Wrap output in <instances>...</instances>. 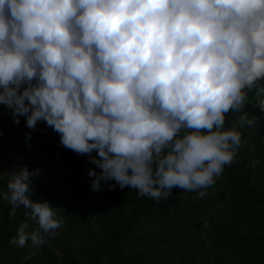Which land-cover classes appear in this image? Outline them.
<instances>
[{
    "label": "clouds",
    "instance_id": "clouds-1",
    "mask_svg": "<svg viewBox=\"0 0 264 264\" xmlns=\"http://www.w3.org/2000/svg\"><path fill=\"white\" fill-rule=\"evenodd\" d=\"M253 100L264 112V0H0V104L87 155L92 191L206 196L258 121ZM230 111L242 115L226 128ZM38 173L23 166L0 189L12 214L23 206L19 247L65 223L31 198Z\"/></svg>",
    "mask_w": 264,
    "mask_h": 264
},
{
    "label": "trees",
    "instance_id": "trees-1",
    "mask_svg": "<svg viewBox=\"0 0 264 264\" xmlns=\"http://www.w3.org/2000/svg\"><path fill=\"white\" fill-rule=\"evenodd\" d=\"M245 111L249 118L256 117L258 121L252 126H241L246 144L239 149L234 163L225 166L216 184L206 190V196L176 187L168 200L157 202L147 197L138 198L136 191L128 192L127 187L121 189L117 185L109 191V185L115 181H108L102 182L109 197L108 204L102 206L91 190L92 178L88 171L95 165L88 162L89 157L60 145L59 134L44 122H38L35 130L29 129L25 117L21 116L20 123L15 124L10 110L0 104V176H3L0 189L6 190L9 180V172H3L9 165V157L26 148L19 144L18 137L48 135V154L56 163L68 168L62 178L63 198L71 204L78 202L92 209L97 228L106 240L86 258L87 264H205V245L191 244L203 232H206L207 249L212 253L232 254L242 264H264V112L250 106L245 107ZM241 115L226 113L225 127L238 122ZM254 159L259 161L255 166ZM27 167L34 170L31 164ZM37 179L38 184L32 183L31 198L55 205L54 180L39 175ZM221 204L224 207L217 209ZM11 209L7 201L0 200V260L15 264L25 256L24 250L11 242L24 220V210L21 205L11 219L14 228L8 229ZM205 222L208 227H204ZM29 223L30 229L38 227L35 222ZM180 247H185L184 254H180ZM156 249L165 253L152 255ZM215 263L219 264V258Z\"/></svg>",
    "mask_w": 264,
    "mask_h": 264
},
{
    "label": "rangeland",
    "instance_id": "rangeland-1",
    "mask_svg": "<svg viewBox=\"0 0 264 264\" xmlns=\"http://www.w3.org/2000/svg\"><path fill=\"white\" fill-rule=\"evenodd\" d=\"M255 107V100L246 105ZM48 135L39 136L36 138L26 139V136L18 137L17 141L26 148L20 153L9 157V165L3 169L4 173H12L23 166L31 164L34 169H39L37 175L44 178L54 180V195L56 204L51 207L58 209V216H63L65 223L56 230L55 237H46L47 242L38 247L33 246L32 242H28L25 247H19L24 250L25 256L19 258L15 264H87L86 258L90 256L95 248L104 244L106 241L103 233L97 228L95 221V213L92 209L83 204H71L66 202L61 194L62 178L67 173L68 168L56 163L47 152L49 146ZM93 156L96 155L94 151ZM37 175L33 177V182L39 183ZM133 189L127 187V191L131 192ZM50 194L52 193L49 192ZM95 194L102 206L108 204V194L104 188L102 191H95ZM217 209L224 206L218 205ZM63 209V210H59ZM215 214V211L214 213ZM9 222L8 229L14 228L12 222V209L8 212ZM217 214H215V218ZM34 229H29L32 231ZM206 232L201 233L196 239L192 241L196 247L204 244L203 248L206 255L205 264H216L215 259L219 258V264H242V261L232 254H214L207 249L205 243ZM206 250V251H205ZM180 254L185 253V247H180ZM9 253V252H8ZM165 250L156 249L152 255H163ZM10 254V253H9ZM218 257V258H217ZM0 264H8L6 260H0Z\"/></svg>",
    "mask_w": 264,
    "mask_h": 264
}]
</instances>
